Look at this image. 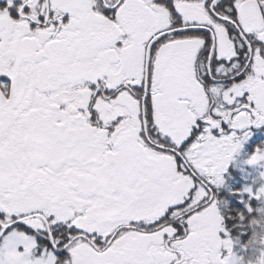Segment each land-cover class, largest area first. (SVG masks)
I'll list each match as a JSON object with an SVG mask.
<instances>
[{
    "label": "snow or ice",
    "instance_id": "1",
    "mask_svg": "<svg viewBox=\"0 0 264 264\" xmlns=\"http://www.w3.org/2000/svg\"><path fill=\"white\" fill-rule=\"evenodd\" d=\"M256 130L264 0H0V264H235Z\"/></svg>",
    "mask_w": 264,
    "mask_h": 264
},
{
    "label": "flooded vegetation",
    "instance_id": "2",
    "mask_svg": "<svg viewBox=\"0 0 264 264\" xmlns=\"http://www.w3.org/2000/svg\"><path fill=\"white\" fill-rule=\"evenodd\" d=\"M261 137H264V132L254 131L253 137L242 145L239 153L233 154V160L229 161L227 169L223 173L224 183L217 192L218 199L221 200L219 205L221 213L232 217V223L227 229L228 236L225 237L221 234V238H228L232 241V256H236L234 258H237L240 263L246 262L245 235L239 232L241 226L244 230L247 212L245 208L247 193L244 189L250 188L254 193L260 187L259 175L261 174L257 167L254 168V172L247 166L246 150L254 151L261 144ZM248 181L251 184L249 187L246 186ZM258 202L260 201L256 200V203ZM240 216H243V219H240ZM222 251L225 250L222 249Z\"/></svg>",
    "mask_w": 264,
    "mask_h": 264
},
{
    "label": "trees",
    "instance_id": "3",
    "mask_svg": "<svg viewBox=\"0 0 264 264\" xmlns=\"http://www.w3.org/2000/svg\"><path fill=\"white\" fill-rule=\"evenodd\" d=\"M253 152L254 151H250L249 149H247L246 150V159H249V157L253 154ZM249 182L250 181H248L246 183L247 187L251 186V184ZM260 185H261V182H260ZM253 187H254V184H253ZM255 190H256V188H255ZM245 200H246L245 204L250 205L251 208L253 209V211L248 212V210L246 208L247 212H246V215H245L244 230H243L242 226L240 227V230H239L240 233L245 235L244 236L245 237L244 238V242H245V245H246V262H247L249 259L254 258V255L256 253L255 248L248 245V241H249V239H250V237L252 235L253 227H255V226L250 225V221L258 216L259 213L256 210L259 209V208H264V207L262 206L261 202L256 203L255 199H250L248 194L245 195Z\"/></svg>",
    "mask_w": 264,
    "mask_h": 264
},
{
    "label": "clouds",
    "instance_id": "4",
    "mask_svg": "<svg viewBox=\"0 0 264 264\" xmlns=\"http://www.w3.org/2000/svg\"><path fill=\"white\" fill-rule=\"evenodd\" d=\"M250 225L255 227H253L248 245L255 248L256 254L254 258L247 261V264H264V213L258 214L250 221Z\"/></svg>",
    "mask_w": 264,
    "mask_h": 264
},
{
    "label": "rangeland",
    "instance_id": "5",
    "mask_svg": "<svg viewBox=\"0 0 264 264\" xmlns=\"http://www.w3.org/2000/svg\"><path fill=\"white\" fill-rule=\"evenodd\" d=\"M239 152H237L236 154H238ZM233 160V159H232ZM247 166L248 167H250V169L253 171L254 170V168L255 167H257V169L259 170V171H261V173L262 172H264V162H261V163H259V164H256V165H250V164H248L247 163ZM254 172H255V170H254ZM253 172V173H254ZM259 177H260V182H261V184H264V178H261V175H259ZM261 202V201H260ZM262 203V206L264 207V202H261ZM251 249V248H250ZM253 250V249H252ZM256 254V253H255ZM234 257H236V256H232V258H233V260H234V262H235V264H247V262H242V263H240L238 260H237V258H234Z\"/></svg>",
    "mask_w": 264,
    "mask_h": 264
}]
</instances>
